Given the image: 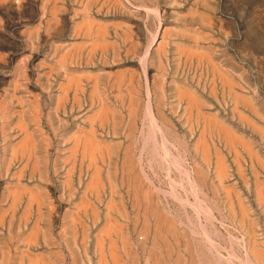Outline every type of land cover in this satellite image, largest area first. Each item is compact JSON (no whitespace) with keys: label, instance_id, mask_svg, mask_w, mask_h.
<instances>
[{"label":"rangeland","instance_id":"rangeland-1","mask_svg":"<svg viewBox=\"0 0 264 264\" xmlns=\"http://www.w3.org/2000/svg\"><path fill=\"white\" fill-rule=\"evenodd\" d=\"M55 2V0H36L37 14L42 6L45 18L50 19V15L54 14L52 3ZM66 2L69 4H67L68 8L72 10L70 4H74L75 0ZM23 3L24 0H0V264H30L34 256L35 259H39L38 264L46 263L43 256V262L38 258L45 251L43 246L32 249L31 254L28 253L29 251H16L12 245L18 238H21V242L25 241L24 237L29 234L33 218L36 217L33 211L28 218L24 213L30 199L37 200L36 197L39 196L38 200L41 198L40 201L42 200L44 204L52 198L61 199L63 189L66 191L65 198H68V195H73L70 190L75 188L84 191L87 187L91 180L93 161L89 159L86 161L85 158L80 163L78 161L79 165L75 161L72 171L69 172L70 177H75L72 182L75 187H72V183H64L65 170L56 169L53 160L49 158L50 153L56 151V145L64 143L62 140L64 134L77 136L82 132H88L91 126L94 127L100 143L102 141L103 144L104 141L110 146L108 144V149L105 143L102 145H105L107 150L102 151V159L99 160L103 174L101 191L88 190L85 194H91L93 199L100 202L102 215L107 210L106 205L110 198L117 202V207L123 206L128 213L130 212L125 217L119 214L117 209L118 215L115 221L120 230L116 235L117 241L119 239L118 247L123 246L124 240L121 238L127 237L130 238L128 241L133 244L132 247L137 251L139 249L141 253H144L142 249L144 246L147 250L151 248L152 237L148 243L143 241V245L142 240L137 238L143 237V229L140 230L145 226L142 212L147 206L145 204H148V216L151 217V208L157 206L155 209L159 210L160 214L163 215L162 210L165 212L163 216L167 218L168 223L173 222V225L169 224L165 231V240L168 239L165 242L171 247L173 246L171 244H174L171 248L173 253L164 250L166 264L177 262V264H264V252L261 253L259 250H264V185L261 186L262 183L264 184V135L254 127L255 125L264 132V0H117L118 8L126 9L133 16L141 17L146 46L150 48L154 39H158V42L155 43L149 57L134 66L137 69L134 75H124L121 81L115 78L114 69H110L112 66L108 63L100 65L103 71L99 76H95L97 78L86 75L84 110L79 113L80 121L75 125L70 121L71 126H63L56 130L50 124L51 97L45 95L46 92L42 95L36 93L52 88L56 82L45 74L55 72L62 76L68 68V61L66 57L63 58V48L61 50L52 47L51 43L41 40L37 42L35 39L37 32L33 30L29 38L36 45L37 54L32 59V63L21 62L27 50L25 46L28 45L20 38L23 23L19 22L22 13L19 9L22 8ZM76 9L78 10V7ZM30 11L27 10L25 14ZM71 12L74 15L73 11ZM56 13L65 15V9L60 7L59 12ZM91 13L92 16L99 17L98 10H93ZM76 14L81 15L79 11ZM32 24L45 33H51L57 26L60 28L63 25L58 24L56 19L46 24L41 19L40 21L37 19ZM60 52L62 57L59 56ZM205 53L212 58V64L200 57V54ZM214 66L232 80L235 85L234 91L251 105L236 102L235 94L223 83ZM80 68L82 69L78 68V70L82 71L83 67ZM56 81L63 82L59 79ZM94 83H97L99 99L90 92ZM180 87L195 95L200 103L198 108H191L187 99L179 96ZM148 88L152 93L153 108L154 106L156 108L153 112L158 123L161 124L162 133L156 129L154 121L149 119L148 114L146 115ZM136 102L139 104L138 109L131 112V105ZM102 105L108 108L109 115L106 121L98 119L94 121L96 111ZM75 116L76 113L73 112L67 114L69 120ZM91 116L93 118L90 119ZM205 116L215 117L250 145L255 154H250L243 145L233 147L216 132L215 128H207L203 120ZM242 117L246 120H242ZM20 118L23 120L22 126ZM132 123H135L136 128ZM54 130L59 131L60 135ZM81 130L86 131L80 132ZM25 131L30 133L25 136ZM133 134H135L134 139ZM199 136L206 140L209 157L200 146L202 137ZM130 140H133L131 144ZM13 147H16V153L13 152L15 150ZM128 148L130 158L131 153L133 154L131 158L133 166L127 158ZM234 148H237L239 154ZM219 155L223 156L221 158L227 166L226 177L222 180L217 175L216 161ZM35 159L37 164H34ZM88 162L91 164L89 165ZM58 164H61L60 160H57ZM128 166L132 170L128 169ZM136 170L139 172H135ZM141 170L146 173V179L142 177L144 173H140ZM126 171L130 174L127 172L128 175ZM133 177L135 180L136 178L140 180V182L138 180L140 184L135 187H133ZM120 180L124 181L121 183ZM14 189L16 191H13ZM258 189L262 193L259 194ZM15 192H18L16 196L18 199L13 197ZM135 192L141 198L139 199L141 208H144L143 210L140 208L138 212V206L132 199L135 197L133 196ZM34 194L36 197L33 196ZM146 194L149 195V201L145 199ZM259 195H263L260 196L262 199L258 197ZM183 199L185 203L182 202ZM2 213H6L3 214L4 217ZM13 216L16 217L15 226L19 217L27 220V224L21 227L20 232L16 228L12 229ZM137 216H140V219ZM248 220L253 223L252 227L249 226ZM154 227L155 225H152V235L156 230L153 229ZM172 229L174 232H171ZM251 230L254 236L250 234L253 233ZM174 233L176 236L173 235ZM251 238L253 243L250 242ZM243 247L246 249H242ZM248 248L251 251L252 249L259 251L254 250L257 258ZM29 256L32 259L30 261ZM190 256L195 262L191 260L192 262L189 263ZM137 258L138 264H148L147 256L140 255Z\"/></svg>","mask_w":264,"mask_h":264},{"label":"crops","instance_id":"crops-1","mask_svg":"<svg viewBox=\"0 0 264 264\" xmlns=\"http://www.w3.org/2000/svg\"><path fill=\"white\" fill-rule=\"evenodd\" d=\"M35 1L36 0H24L22 8L19 9V7H17V9L22 11L20 14L21 18L19 19V22L23 23V29L20 33V38L22 41L28 44L25 46L27 47V50L25 51V56H23L21 62L32 63V59L37 54L36 45L31 42L29 38V34H31L33 30L37 32V36L35 38L37 42L41 40L51 43L52 47L59 48L61 50L63 48V58L66 57V60L68 61V68L62 74V76L55 72L45 74V76H51L52 80L55 81L56 84L54 83L53 87L46 91L43 90L42 93L41 91L39 94L36 93V95H42L43 92H46L45 95L51 97V104L49 106V111L51 112L50 124L51 127L56 130L57 128L61 129L63 126H71L69 123L70 121H73L74 125L80 121L81 118H79V113H82L84 110V87L86 75H92L94 79L97 78L95 76H99V74L103 71L100 68L102 63H108L109 66H112L110 69H114L113 74L117 80L119 77L123 78L124 75H134V73L137 71L134 66L139 64L143 59L147 58L148 46H146L147 42L144 40V30L143 24L141 23V17L133 16L132 13L126 9L118 8L117 0H75L74 4H70L73 7L72 10L68 8L69 4L66 2L68 0H61V2L59 0H55L56 2L52 3V10H54V14H52V16L50 15V19L45 18L42 6L40 7V12L37 14L35 9L37 8L35 7ZM78 2L80 4L77 5ZM83 3L85 4L83 5ZM81 4L82 6L80 7ZM60 7L65 9V15H57L56 12H59ZM77 7L78 10L76 9ZM55 8L58 10H55ZM27 10L28 12L30 10L31 11L30 13L25 14ZM93 10H98L99 17L92 16L91 12ZM70 11H73L74 15H72V12ZM77 11H79L81 15H77ZM55 14L57 15L56 17L54 16ZM87 16L93 20V28L92 31L89 32H87L86 24H84V19H86ZM37 19H39V21L41 19V21H44L45 24L47 22H53V20L56 19L58 24L63 25L60 28H57V26L51 33H45L43 31L42 33L40 29L36 28L37 26L35 27L32 24ZM101 28L106 30L104 37L99 33L98 29ZM59 56L62 57V52H60ZM80 67H83L82 71L78 70V68L82 69ZM72 74L75 75L74 79L76 77L78 78H76V80L79 82H77L78 84H70L69 80L73 79ZM78 74L80 76H78ZM57 79L62 80L63 82H57ZM62 84L66 85L63 86ZM95 87L96 86L94 83L90 90L91 94ZM61 94L62 96H60ZM68 112L76 113V116L69 120L67 117ZM55 132L57 135H60L59 131ZM68 135L69 136H66L65 134L63 135L62 140H64V143L62 145L60 143L56 145V151L51 152V156L49 158L53 160L52 163L56 169L61 168L65 170L66 176H63L65 184L74 182L75 177H70L69 172L72 171L73 167L71 168V166H74L75 161H77V164L79 165L80 161L84 160L85 158L89 160L92 159L93 168L90 174L92 176V174L94 175L95 169L97 168L94 164V161L97 160L98 162L96 161L95 163L97 166H100L99 160L101 158V154L98 151H95L94 153L95 155L97 154L95 160L94 158H89V156L94 157V155H89L90 152L84 151V146H82L83 139L79 136V134L77 135L79 140H77V137L74 135ZM75 139L79 143H77ZM74 142L78 145V148L76 149L73 148L75 146H73V144H75ZM69 149H72V153ZM81 156H83V158ZM36 157L38 158L37 153ZM75 157L76 160H74ZM57 160H60L61 164L57 165ZM72 185V187H75L74 183H72ZM86 188H88V186ZM86 188L84 191H79L75 188L70 190V192H73V195H68V198H65L66 191L63 189V191H61V193H63V197L61 199L52 198L50 201L44 203L43 206L41 203V205L39 202L37 203V200H32L33 203L28 202L25 206L26 210L24 213H30L29 210H31L36 214V217L33 218L34 221L32 224L30 222L31 227L28 232L31 236L28 234V237H24V240L26 241L29 239L28 242H21V238H18V240L13 243L12 248L16 251L21 252L24 250L29 251L28 253H31L32 249L38 246H43L45 251L40 256L44 257L46 262L45 264H48L49 261V264H117L116 260H112L111 258H114L115 256H119V264H133V259L131 260V253L134 252L135 249L131 247L132 245H130L129 248V246H120L119 244L121 248L118 247L116 235L111 237L109 236L111 239H109L107 235H104L102 237L104 238L102 241L99 237V235L101 236V229L104 227V225H106V221L108 220L107 215L109 214L112 219H117L116 215H118V212L116 209H119V213L127 217L129 214L127 209L123 208V206L120 208L117 207V202H114L115 204L112 207V211H109L110 204L108 202V205L106 206L107 210L105 211V214L102 215L100 202L93 199L91 194H84V192H88L86 191ZM100 189L101 187L96 189V191H99ZM83 195L85 197H83ZM85 198L87 199L84 201ZM81 200H83V202ZM87 200L92 203H89ZM87 202L94 205V207H92V205L89 206V204L87 205ZM76 204L78 205V208ZM81 204H84V207H79ZM27 206L29 207V210L26 208ZM93 210L95 211L93 212ZM95 212L96 214H94ZM40 214H42V216ZM15 218L16 217L13 216L12 229L15 230L16 228V230L20 232L21 227L27 224V220H25L24 217H19V221L15 226ZM78 218L80 219L78 220ZM73 219H76L78 222H76V220L74 221ZM81 221H83V223ZM102 223L103 226L101 227ZM35 225H38L37 228ZM83 225L86 231L83 230ZM75 227L77 232L74 231ZM35 228L38 229V232ZM83 231L85 232L84 234H86V236L84 235L85 237L83 236ZM74 233H76V236H74ZM96 234L99 235L96 236ZM33 237L35 241L33 240ZM125 238L127 239V237ZM97 239L102 242L101 244H104L103 246L101 245L102 247L99 246L100 244L98 243L100 242ZM110 240H113L112 244H110ZM111 245L117 246L116 249L112 248L113 246ZM100 247L103 249L102 251L99 250ZM128 250L130 251V255ZM134 253L132 255H137V257L144 254V256H147L146 253H141L139 249ZM163 255L166 261L165 253H163ZM103 258L106 260L104 261ZM99 259L102 261L100 262Z\"/></svg>","mask_w":264,"mask_h":264},{"label":"bare ground","instance_id":"bare-ground-1","mask_svg":"<svg viewBox=\"0 0 264 264\" xmlns=\"http://www.w3.org/2000/svg\"><path fill=\"white\" fill-rule=\"evenodd\" d=\"M57 8V7H56ZM55 8V10H58V9H56ZM59 8V7H58ZM84 9V8H83ZM91 11V10H90ZM71 12V11H70ZM78 12V11H77ZM102 12V11H101ZM85 20V22H84V24H86V30H87V32H89V31H92V28H93V20L89 17V16H87V18L86 19H84ZM83 23V22H82ZM78 25V24H77ZM79 25H80V23H79ZM103 25V24H102ZM77 27V26H76ZM102 27H104V26H102ZM99 30V33L104 37V35H105V33H106V30L105 29H103V28H101V29H98ZM159 30H160V28H159ZM109 32H111V31H109ZM158 32H160V31H158ZM131 40V39H130ZM158 39H154V42L149 46L150 48H148V51H147V57H148V55H149V53L151 52V50H152V48L154 47V45H155V43L156 42H158L157 41ZM104 43V42H103ZM135 43V42H134ZM160 43V42H159ZM81 44V43H80ZM161 44V43H160ZM165 44H166V42H165ZM164 44V45H165ZM83 45V44H82ZM96 45V44H95ZM97 46V45H96ZM159 46V45H158ZM157 46V47H158ZM159 48V47H158ZM154 49V48H153ZM159 50V49H158ZM199 53H201V52H199ZM146 54V53H145ZM160 55H161V53H160ZM64 56V55H63ZM160 57H162V55L160 56ZM200 57L202 58V59H205V60H207L209 63H211L212 64V58L210 57V55L209 54H200ZM144 58H145V56H144ZM143 59V58H142ZM145 59H147V58H145ZM79 61V60H78ZM188 62V61H187ZM217 66V65H216ZM214 69L216 70V73L217 74H219V76H220V78L222 79V81H223V83L224 84H226L227 86H228V88L235 94V100H236V102L238 103V104H248V105H251L249 102H247L244 98H242L240 95H238V93L237 92H235L234 91V89H235V85L233 84V82H232V80L226 75V74H222L219 70H218V68L217 67H215L214 66ZM228 69V68H227ZM126 71H128V70H126ZM112 72V71H111ZM133 72V71H132ZM131 72V73H132ZM215 74V73H214ZM67 75H68V73H67ZM69 75H71V74H69ZM73 75V74H72ZM116 75V74H115ZM78 76H80L79 74H78ZM110 76V75H109ZM69 77V76H68ZM73 77V79H70L69 80V82H70V84H78L79 82L76 80V78L74 79V77H75V75H73L72 76ZM71 77V78H72ZM131 78H133V77H131ZM131 78H130V80L129 81H131ZM78 79V78H77ZM121 77H119L118 78V80L119 81H121ZM148 79V78H147ZM146 79V80H147ZM93 80V79H92ZM149 81V80H148ZM78 82V83H77ZM107 82V81H106ZM110 82V81H109ZM147 82V81H146ZM145 82V83H146ZM126 83V82H125ZM129 83H131V82H129ZM148 83V82H147ZM97 84V83H96ZM96 84H95V86H96ZM128 84V83H127ZM63 86H65L64 84H62ZM109 85V84H108ZM118 85V84H117ZM77 86V85H76ZM149 85L147 84V87H148ZM79 87V86H78ZM181 88V87H180ZM147 90V89H146ZM77 91V90H76ZM124 91V90H123ZM121 92V91H120ZM68 93V92H67ZM93 94H95V95H97L98 93H97V86L94 88V90H93V92H92V95ZM121 94V93H120ZM129 94V93H128ZM151 90H149V88H148V96H147V100H148V97H149V100H148V104H147V108H146V110H147V112H146V115L148 114V116L150 117H148L149 119H152L153 121H154V123H155V127H156V129L157 130H159L161 133L163 132V130H162V128H161V124L160 123H158V120H157V118L155 117V114H154V112H153V109H155L156 110V108H155V106H154V108H153V102H151V100L153 99H151ZM70 95V94H69ZM76 95V94H75ZM60 96H62V94L60 95ZM64 96H65V94H64ZM98 96V95H97ZM132 96V95H131ZM130 96V97H131ZM179 96L181 97V98H186L187 99V102H188V105L191 107V108H198L199 106H200V103L198 102V100L196 99V97H195V95L193 94V93H191L189 90L187 91L186 89H184V88H181L180 90H179ZM68 97V96H67ZM77 97V96H76ZM117 97H119V94H118V96ZM154 97V96H153ZM232 97V96H231ZM98 99H99V96H98ZM98 101H100V100H98ZM126 101H128V100H126ZM186 101V100H185ZM145 103V102H144ZM133 104V103H132ZM185 104V103H184ZM105 105V104H104ZM138 103L136 102L133 106L131 105V112L133 111V112H135L137 109H138ZM141 105V104H140ZM106 107V106H105ZM103 105H102V107L100 106L99 107V109L96 111V116H95V114H94V116H95V118H94V121L95 120H100V121H106V119H107V117H108V115H109V112H108V108L106 109ZM145 108V107H144ZM249 109V108H248ZM144 110V109H143ZM142 110V111H143ZM204 110V109H203ZM214 110V109H213ZM244 110V109H243ZM142 111H140V112H142ZM113 112V111H112ZM167 113V112H166ZM203 113V112H202ZM207 114V113H206ZM208 115V114H207ZM163 116V115H162ZM170 116V115H169ZM214 116V115H213ZM213 116H205L204 118H203V120H204V123H205V126L207 127V128H215V130H216V132L220 135V136H222V137H224L225 139H226V141L228 142V143H230L233 147H235L234 145H239V147H240V145H243L249 152H250V154H255L254 152L255 151H253V148L250 146V145H248L243 139H241V137H238L237 135H236V133H234L232 130H230L229 128H227L225 125H223L221 122H219L215 117H213ZM144 117V116H143ZM236 117V116H235ZM22 118V117H21ZM20 118V121H21V126H22V123H23V120ZM90 119L91 118H93L92 116L91 117H89ZM135 119V118H134ZM140 119V118H139ZM193 119V118H192ZM151 120V121H152ZM242 120H246L244 117H242ZM19 121V122H20ZM137 121V120H136ZM149 122V121H148ZM93 123V122H92ZM91 123V124H92ZM114 123V122H113ZM124 123H125V121H124ZM164 123V122H163ZM199 123H200V121H199ZM245 123V122H244ZM18 124H20V123H18ZM17 124V125H18ZM132 124H134V126H135V123H132ZM150 124H152V122H150ZM124 125V124H123ZM138 125V124H137ZM168 125H170V124H168ZM200 125H202L201 123H200ZM19 126V125H18ZM25 126V125H24ZM104 126V125H103ZM154 126V125H153ZM152 126V127H153ZM164 126V125H163ZM106 127V126H105ZM151 127V128H152ZM164 127H166V126H164ZM254 127H255V129H257V130H259L263 135H264V132L262 131V129L261 128H258L257 126H255L254 125ZM135 128H136V126H135ZM134 128V129H135ZM27 129V128H26ZM121 130V129H120ZM133 130V129H132ZM137 130V129H136ZM175 130V129H174ZM82 131H86V130H81L80 132H82ZM122 131V130H121ZM158 131V132H159ZM167 131V130H166ZM173 131V130H172ZM26 132V131H25ZM133 132H135L134 130H133ZM29 134L30 132H26L24 135L26 136V134ZM79 133V132H78ZM43 134V133H42ZM76 135H77V133H76ZM82 135V136H81ZM81 135L79 134V136L83 139V145L82 146H84V151L85 152H90L89 153V155H94V157L93 156H89V158H94V160H95V157H96V155L94 154L95 153V151H98V152H100V154H102V151H104V149L105 150H107L104 146H102L105 142L103 141V144H101L102 143V141H101V143H100V141L98 140V137L96 136V132H95V129H94V127L93 126H91L90 127V129H89V131L87 132L86 131V133H81ZM135 134H133V136H132V138L134 139V136ZM165 135V134H164ZM28 136V135H27ZM169 136V135H168ZM24 137V136H23ZM77 138V140H79L78 139V136H76ZM199 137H202V136H199ZM204 137H205V135H204ZM204 137H202V138H200L201 140H200V146L202 147V149H203V151L206 153V156L207 157H209V148H208V146H207V143H206V140H205V138ZM26 138V137H25ZM71 138V137H70ZM195 138V137H194ZM217 138V137H216ZM215 138V139H216ZM221 138V137H220ZM23 139V138H22ZM32 139V138H31ZM75 139V141L77 142V143H79L77 140ZM24 140V139H23ZM218 140V139H217ZM223 140V139H222ZM22 141V140H21ZM131 141L133 142V140H130V144H131ZM197 141H198V139H197ZM31 142H32V140H31ZM218 143H219V141H217ZM33 143V142H32ZM32 143H30V144H32ZM75 143V142H74ZM81 143V142H80ZM198 143H199V141H198ZM198 143H196V144H198ZM228 143H226L227 145H228ZM18 144V143H17ZM26 144V143H25ZM107 146H108V144H107V142L105 143ZM129 144V145H130ZM214 144V143H213ZM225 144V145H226ZM75 145V146H74ZM77 144L75 143V144H73V148H78V145L76 146ZM216 145H218V144H216ZM109 146H110V144H109ZM109 146H108V149H109ZM123 146V145H122ZM219 146V145H218ZM72 147V146H71ZM131 147H132V145H131ZM131 147H130V149H131ZM212 148V147H211ZM221 148V147H220ZM13 149H15V150H13V152L15 151V153H16V147L14 148L13 147ZM83 149V148H82ZM81 149V150H82ZM121 149H122V147H121ZM129 148L127 149V152H126V154L128 155L129 154V150H130ZM196 149V148H195ZM239 149V148H238ZM241 149V148H240ZM69 150H71V153H72V149H69ZM126 150V149H125ZM124 150V151H125ZM221 150V149H220ZM234 150L236 151L237 150V148L235 149L234 148ZM73 151H74V149H73ZM123 151V152H124ZM222 151V150H221ZM83 152V151H82ZM84 152V153H85ZM131 152V151H130ZM134 152V151H133ZM195 152V151H194ZM215 152H216V148H215ZM219 152V151H218ZM237 152V151H236ZM70 153V154H71ZM78 153V152H77ZM220 153V152H219ZM238 153V152H237ZM14 154V153H13ZM239 154V153H238ZM75 155V154H74ZM131 155H132V157H133V154L131 153ZM241 155V154H240ZM16 156V155H15ZM21 156H22V154H21ZM29 156V155H28ZM76 156V155H75ZM121 156V155H120ZM126 156V155H125ZM235 156H236V154H235ZM257 156V155H256ZM19 157V156H18ZM70 157V156H69ZM82 158H83V156H81ZM131 157V158H132ZM221 157H223V156H221ZM220 157V155L219 156H217V161H216V165H217V170H218V173H217V175H218V178L220 179V180H222L223 178H225L226 177V168H227V166H226V164H225V162H224V160H223V158H221ZM237 157V156H236ZM16 158V157H15ZM25 158V157H24ZM35 158H36V156H35ZM71 158V157H70ZM113 158V157H112ZM128 161L130 160V165L131 166H133V160L130 158V154L128 155ZM227 158V157H226ZM28 159L29 158H27V161H28ZM37 159V158H36ZM36 159L34 160L35 162H34V164L36 163L37 164V162H36ZM100 159H102V157L100 158ZM125 159H126V157H125ZM74 160H76V157H75V159ZM99 160V159H98ZM107 160V159H106ZM213 160V159H212ZM86 161H87V159H86ZM91 161H93L92 159H91ZM97 161V160H96ZM136 161V160H135ZM228 161V160H227ZM90 162V161H89ZM88 162V163H89ZM102 162H104L103 160H102ZM120 162V161H119ZM210 162H212L213 163V161H210ZM230 162V161H229ZM26 163V162H25ZM140 163V162H139ZM75 164V163H74ZM91 163H89V165H90ZM94 164H95V166L97 167H95L94 169H95V173H94V175L92 174V176H91V180H90V182L88 183V188H86L87 190L86 191H88V190H94V189H99L100 188V186H101V184H102V175L103 174H101V168H99L100 166H97V164L95 163V161H94ZM118 164V163H117ZM141 164V163H140ZM202 164H205V163H202ZM89 165H88V167H89ZM99 165V164H98ZM212 165V164H211ZM210 165V166H211ZM229 165V164H228ZM36 166V165H35ZM263 166V165H262ZM73 167V165L71 166V168ZM91 167V166H90ZM104 167V166H103ZM107 167V166H106ZM123 168V167H122ZM131 168V167H130ZM129 168V166H128V169H130ZM139 168H140V166H139ZM212 168V167H211ZM240 168V167H239ZM238 168V169H239ZM22 169H23V167H22ZM73 169V168H72ZM105 169V168H104ZM144 169V168H143ZM131 170H132V168H131ZM199 170V169H198ZM204 170V169H203ZM21 172V171H20ZM19 172V173H20ZM94 172V171H93ZM128 171H126V173H127ZM131 172V171H130ZM135 172H139V171H135ZM141 172H143L144 173V170H141L140 171V173ZM193 172V171H192ZM199 172V171H198ZM254 172H256V170H254ZM33 173V172H32ZM129 173V172H128ZM127 173V174H128ZM142 173V174H143ZM200 173V172H199ZM204 174H205V172H203ZM202 173V174H203ZM123 175H124V172L122 173ZM130 174V173H129ZM128 174V175H129ZM145 175H146V173H144ZM143 174V175H144ZM257 174V173H256ZM127 175V176H128ZM135 175V174H134ZM142 175V177H145L144 179H146V177H147V175L145 176H143ZM185 175V174H184ZM200 175V174H199ZM212 175H214V174H212ZM18 176V175H17ZM70 176V175H69ZM205 177H206V175H204ZM230 176V175H229ZM228 176V177H229ZM255 176H257V175H255ZM125 177V176H124ZM136 177V176H135ZM135 177H133V187H135L136 185H139L140 183H138V180L139 179H137L136 178V180H135ZM139 177V176H138ZM203 177V176H202ZM202 177H201V179H202ZM209 177V176H208ZM207 177V178H208ZM258 177V176H257ZM256 177V178H257ZM20 178V177H19ZM119 178V177H118ZM130 178V177H129ZM196 178V177H195ZM210 178V177H209ZM124 179V178H123ZM186 179H190V178H186ZM258 179V178H257ZM187 180V181H188ZM196 180V179H195ZM118 181V180H117ZM121 181V180H120ZM124 180H122L121 181V183L123 182ZM128 181H129V179H128ZM191 181H192V179H191ZM190 181V182H191ZM204 181H206V180H204ZM215 181V180H214ZM258 182H259V180H257ZM139 182H140V180H139ZM145 182V181H144ZM143 181H142V183H144ZM207 182V181H206ZM257 182V183H258ZM111 183V182H110ZM146 183H147V180H146ZM194 181H193V185H194ZM209 183V182H208ZM221 183V182H220ZM227 183V182H226ZM260 183H261V181H260ZM106 184V183H105ZM189 184H191V183H189ZM200 184V183H199ZM207 184V183H206ZM222 184V183H221ZM111 185H112V183H111ZM127 185H128V183H127ZM192 184H191V186H193ZM236 185V184H235ZM263 183L261 184V186L263 187ZM70 186V185H69ZM108 186V185H107ZM144 186H146V184L144 185ZM208 186V185H207ZM223 186V185H222ZM225 186V185H224ZM226 186H228V185H226ZM225 186V187H226ZM231 186V185H230ZM261 186H259V184H258V187L261 189L262 187ZM18 187V186H17ZM20 187V186H19ZM18 187V188H19ZM139 187V186H138ZM194 187V186H193ZM225 187H223L224 188V190H225ZM257 187V188H258ZM13 188V187H12ZM24 188V187H23ZM130 188V187H129ZM145 188V187H144ZM195 188V187H194ZM193 188V189H194ZM203 188H204V185H203ZM203 188H201L202 190H205V189H203ZM215 188V187H214ZM17 189V188H16ZM135 188H133V190H134ZM138 189H140V188H138ZM143 189V188H142ZM141 189V190H142ZM227 189V188H226ZM229 189H231V188H229ZM228 189V190H229ZM233 189H235V188H233ZM10 190V189H9ZM21 190H26V189H22L21 188ZM27 190H29V189H27ZM37 190V189H36ZM48 190V189H47ZM113 190V189H112ZM151 190V189H150ZM259 190V189H258ZM257 190V191H258ZM11 191H12V189H11ZM13 191H16L15 189L13 190ZM20 191V190H19ZM32 191V190H31ZM31 191H30V193H31ZM101 191V190H100ZM135 191V190H134ZM144 191V190H143ZM146 191V190H145ZM10 192V191H9ZM21 192V191H20ZM33 192V191H32ZM36 192V191H35ZM96 192H98V191H96ZM130 191H128V193H129ZM142 192V191H141ZM194 192H196V190H194ZM227 193H230V191L228 192V191H226ZM18 193V192H17ZM17 193L15 192V196H13L14 198L16 197V196H18L17 195ZM34 193V192H33ZM32 193V194H33ZM37 193H38V191H37ZM37 193H35L36 195H39V194H37ZM113 193H114V191H113ZM146 193H147V191H146ZM258 193L260 194V193H262V191H258ZM13 194V193H12ZM20 194V193H19ZM33 195L34 197H36V195ZM84 194H85V192H84ZM97 194H99V195H101L100 193H96V195ZM133 194H135V195H133V196H135V197H133L132 199H134V201L133 202H136V203H134V204H136V206H138V209H137V212H138V210H140V208H141V205H140V203H141V201L139 200V199H141L140 198V196L138 197V194H136V192L135 193H133ZM142 194H143V192H142ZM196 194V193H195ZM237 194H239V193H237ZM233 195V194H232ZM11 195H9V197H10ZM31 196V195H30ZM33 196H32V198H33ZM154 196H155V194H154ZM180 196V195H179ZM226 196H228L227 194H226ZM230 196V195H229ZM260 196H262L263 197V195H259L258 197L260 198V199H262ZM19 197H20V195H19ZM39 197V196H38ZM38 197H36L37 198V200H38ZM83 197H85L84 195H83ZM117 197V196H116ZM126 197V196H125ZM144 197V196H143ZM142 197V198H143ZM156 197V196H155ZM231 197V196H230ZM30 198V197H29ZM124 198V197H123ZM240 198V197H239ZM264 198V197H263ZM10 199V198H9ZM13 199V198H12ZM16 199H18L17 197H16ZM40 199L41 198H39V200L37 201V203L40 201ZM87 198H85L84 199V201L86 200ZM115 199H117V198H115ZM144 199V198H143ZM145 199H146V201H149V195H145ZM144 199V200H145ZM154 199H156V198H154ZM231 199V198H230ZM33 200V199H32ZM31 199L28 201V202H31V203H33V201H32ZM112 200V198H110V201ZM119 200V199H118ZM125 200V199H124ZM179 200V199H178ZM197 200V199H196ZM199 200V199H198ZM16 201V200H15ZM42 201V200H41ZM39 202V204L41 203V204H43L42 202ZM82 202H83V200H81ZM88 202H89V200H87ZM110 201H109V211H112L111 209H112V207L114 206V200H112L111 201V203H110ZM146 201H143V203L144 202H146ZM181 201V200H180ZM184 201V199L182 200V202ZM199 201H202V200H199ZM232 201V200H231ZM260 201V200H259ZM13 202H14V199H13ZM86 203L87 205L89 204V203H92V202H89V203ZM123 202H125V201H123ZM154 202H156L155 200H154ZM153 202V203H154ZM181 202V203H182ZM189 202V201H188ZM197 202V201H196ZM195 202V203H196ZM81 203V202H80ZM108 203V202H107ZM147 203V202H146ZM152 203V202H151ZM183 203H185V202H183ZM182 203V204H183ZM194 203V204H195ZM201 203V202H200ZM199 203V204H200ZM20 204V203H19ZM40 204V205H41ZM79 204V203H78ZM127 204V203H126ZM154 204H156V203H154ZM154 204H152V205H154ZM160 204V203H159ZM159 204H158V206H159ZM186 204H188V203H186ZM203 204V203H202ZM27 205V204H26ZM31 205V204H30ZM29 205V206H30ZM77 205V204H76ZM84 204H81V205H79V207H82ZM90 205H92V204H89V206ZM128 205V204H127ZM145 205H147L148 206V204H145ZM152 205L150 206V207H152ZM196 206L198 205L197 203L195 204ZM230 205V204H229ZM236 205V204H235ZM263 205V204H262ZM19 206V205H18ZM32 206V205H31ZM43 206V205H42ZM88 206V207H89ZM107 206V205H106ZM134 206V205H133ZM147 206H145L144 208H145V210L142 212V214H143V217H144V219H143V221H144V227L143 228H140V230L141 229H143L142 230V232L144 233H142V235H143V237H141V238H139V237H137L138 239H140V240H142V245H143V241L144 242H146V243H148L150 240V238L152 237V239H153V245L151 246V248L149 249V250H147L146 249V247L144 246L142 249H143V251H144V253H146L147 254V258H146V261L148 262V264H166L165 262V259H164V255H163V253H164V250H168V252L170 251V252H172V247H174V244H171V245H173L172 247L169 245V244H167L168 242H165V241H167V240H165L166 238H165V235H166V227L168 226L169 227V224H172L173 225V222H171V223H168V221H167V218H165V216H163L164 215V211L162 210V212H163V215L162 214H160L159 213V210L157 211L155 208L157 207L156 205V207H153V209L151 208V210H150V215H151V217L150 216H148L149 214H148V207ZM161 206V205H160ZM195 206V207H196ZM202 205L200 204L199 205V207H201ZM11 207H12V203H11ZM41 207V206H40ZM84 207V206H83ZM92 207H94V205H92ZM128 207V206H127ZM262 207V206H261ZM15 208V207H14ZM19 208V207H18ZM27 209L29 208L28 206L26 207ZM77 208H78V205H77ZM130 208V207H129ZM135 208V207H134ZM143 208V209H144ZM197 208H198V206H197ZM11 209V208H10ZM9 209V210H10ZM32 209V208H31ZM95 209V208H94ZM142 209V208H141ZM142 209V210H143ZM159 209V208H158ZM201 209V208H200ZM209 209V208H208ZM244 209V208H243ZM242 209V210H243ZM26 210V209H25ZM29 210V209H28ZM117 210V209H116ZM197 210V209H196ZM198 210H199V208H198ZM203 210V209H202ZM210 210V209H209ZM232 210V209H231ZM239 210V209H238ZM246 211H247V209H245ZM30 211V213H31V210H29ZM40 211V210H39ZM89 211V210H88ZM95 210H93V212H94ZM97 211V210H96ZM161 211V210H160ZM205 211V210H204ZM211 211V210H210ZM4 212H5V210H4ZM14 212V211H13ZM90 212V211H89ZM136 212V213H137ZM139 212H141V211H139ZM161 212V213H162ZM244 212V211H243ZM28 213L29 212H25V214L27 215V218H28ZM29 213V214H30ZM40 213H41V211H40ZM134 213V212H133ZM197 213H199V211L197 212ZM208 213H209V211H208ZM3 214H6V213H2V215ZM77 214V213H76ZM94 214H96V212L94 213ZM120 214V213H119ZM129 214H130V212H129ZM141 214V215H142ZM166 214H167V211H166ZM207 214V213H206ZM211 214H213V212L211 211ZM243 214H245V212L243 213ZM2 215H1V218H3L4 217V215H3V217H2ZM41 216H42V214H40ZM74 215V214H73ZM72 215V216H73ZM86 215V214H85ZM88 215L90 216V214L88 213ZM107 215V214H106ZM137 215H139V213H137ZM170 215V214H169ZM209 215V214H208ZM230 215V214H229ZM238 215V214H237ZM246 215V214H245ZM22 216V215H21ZM23 216H25L24 214H23ZM131 216V215H130ZM129 216V217H130ZM107 217H108V220L106 221V225H104V229L102 228L101 229V231H100V233H101V236L99 235V234H96V236L97 235H99V237H100V239H101V241H102V239H104V238H102L104 235H107L108 237L110 236H114V235H118L119 234V232H120V230H119V226H118V224H117V222L115 221V219H112L111 218V216L108 214L107 215ZM138 217V216H137ZM140 217V216H139ZM138 217V218H139ZM169 217V216H168ZM247 217H248V215H247ZM11 218V217H10ZM41 218V217H40ZM72 218H74V217H72ZM138 218H137V220H138ZM213 218V217H212ZM215 218V217H214ZM80 218H78V220H79ZM133 219V218H132ZM140 219V218H139ZM242 219H244V217L242 218ZM242 219H240V220H242ZM250 219V218H249ZM74 221L76 220V219H73ZM95 220V219H94ZM135 221L136 223L138 222V221ZM169 220V219H168ZM170 220H171V218H170ZM169 220V221H170ZM3 221V219L1 220V222ZM123 221V220H122ZM250 220H248V222H249ZM37 222V221H36ZM76 222H78L77 220H76ZM82 223H83V221H81ZM126 222V221H125ZM176 222V221H175ZM242 222H243V220H242ZM75 223V222H74ZM79 223H80V221H79ZM130 223V222H129ZM238 223V222H237ZM236 223V224H237ZM251 222H249V226L250 227H252V225H253V223H251ZM76 225V224H75ZM74 225V226H75ZM82 225V224H81ZM152 225H155V227L153 228V229H156V230H154L153 232H154V234L152 235ZM36 226V228H37V226L38 225H35ZM132 226V225H131ZM171 226V225H170ZM34 227V226H33ZM83 227H84V225H83ZM122 227V226H121ZM249 227V228H250ZM35 228V229H36ZM172 228V227H171ZM175 228H176V226H175ZM33 229V228H32ZM34 229V230H35ZM76 229V227L74 228V231H76L75 230ZM170 229V228H169ZM169 229H168V231H169ZM37 230V232H38V229H36ZM36 230H35V232H36ZM84 231H86V229H85V227H84V229H83ZM177 230H178V228H177ZM248 230H250V229H248ZM32 231V230H31ZM83 231V236L85 235L86 236V234H84L85 232ZM70 232V231H69ZM68 232V233H69ZM77 232V231H76ZM80 232V231H79ZM171 232H174V229H172L171 230ZM171 232H170V234H171ZM179 232V231H178ZM181 232V231H180ZM251 232H253L252 230H251ZM31 233V232H30ZM34 233V232H33ZM40 233V232H39ZM136 233V232H135ZM168 233V232H167ZM176 233V232H175ZM175 233L173 234V235H175ZM250 233V232H249ZM76 233H74V236H76L75 235ZM250 234H252L253 236H254V232L253 233H250ZM30 235V234H29ZM38 235V234H37ZM36 235V236H37ZM80 235V234H79ZM132 235V234H131ZM138 235H140V233L138 234ZM183 235V234H182ZM31 236V235H30ZM41 236V235H40ZM84 236V237H85ZM168 236V235H167ZM166 236V237H167ZM176 236V235H175ZM253 236H251L252 238H254ZM28 237V236H27ZM35 237V236H34ZM34 237H33V240L35 241V239H34ZM82 237V236H81ZM98 237V238H99ZM109 237V239H111ZM118 237H121V236H118ZM30 238V237H29ZM40 238V237H39ZM76 238V237H75ZM117 238V237H116ZM252 238H251V241L250 242H252ZM31 239V238H30ZM37 239V238H36ZM170 239V238H169ZM255 239V238H254ZM253 239V240H254ZM79 240V239H78ZM98 240V239H97ZM121 240H124L123 241V246H129V248H130V245H133V244H131L130 243V241H128L129 240V238H125V237H123V238H121ZM173 240V239H172ZM176 240L178 241V239L176 238ZM26 241V240H25ZM28 241H29V239H28ZM28 241H26V242H28ZM37 241V240H36ZM76 241V240H75ZM99 242H100V240H98ZM97 241V242H98ZM104 241V240H103ZM113 240H110V244H112L113 242H112ZM118 241H119V239H118ZM117 241V242H118ZM170 241H171V239H170ZM135 242V241H134ZM133 242V243H134ZM138 242H139V240H138ZM174 242V241H173ZM183 242H184V240H183ZM256 242V241H255ZM33 243H36V242H33ZM102 242H100V243H98V244H100L99 246H103L104 244H101ZM104 243V242H103ZM253 243V242H252ZM120 244V243H119ZM136 244V243H135ZM152 244V243H151ZM244 244H245V242H244ZM106 245V244H105ZM145 245V244H144ZM185 245V244H184ZM101 246V247H102ZM111 246H113L112 248H114V249H116V247L117 246H115V245H111ZM247 246V245H246ZM245 246V247H246ZM29 247V246H28ZM101 247H100V249L99 250H103V249H101ZM108 247H109V245H108ZM132 247V246H131ZM138 247H139V245H138ZM249 247H250V245H249ZM254 247H256V246H254ZM133 248V247H132ZM131 248V249H132ZM178 249V251L180 250L179 249V246L177 247ZM185 248V247H184ZM190 248V247H189ZM252 248V247H251ZM31 249V248H30ZM137 249V248H136ZM174 249H176V248H174ZM242 249H246V248H242ZM249 250H250V248H248ZM259 249V248H258ZM109 250H111V249H109ZM122 250V249H121ZM130 250V249H129ZM128 250V253L130 252ZM133 250V249H132ZM256 252H259V251H257V249H254ZM253 249H252V251H251V253H255V251H254ZM260 250V252L261 253H263L264 252V250L263 251H261V249H259ZM112 251V250H111ZM135 251H137V250H135ZM134 251V252H135ZM254 251V252H253ZM134 252H132L131 253V260L133 259V264H136V260L138 259L137 258V255L136 256H134V255H132ZM167 252V254L169 255V253ZM177 252V251H176ZM136 253H138V252H136ZM136 253H134V254H136ZM173 253V252H172ZM191 253V252H190ZM32 254V253H31ZM102 254V253H101ZM245 254H247V253H245ZM257 253H255L254 255H256ZM22 255H23V253H22ZM25 255V254H24ZM28 255V254H27ZM34 255V254H33ZM41 255V254H40ZM104 255V254H103ZM111 255H112V253H111ZM129 255H130V253H129ZM145 255V254H144ZM167 255V256H168ZM176 255V254H175ZM248 255H250L249 254V252H248ZM39 255H37V257H38ZM115 256V255H114ZM169 256H172L171 254L169 255ZM35 257L36 256H34V259H35ZM105 257V256H104ZM119 257V256H118ZM118 257L117 256H115L114 258L113 257H111L112 258V260H116V262H117V264H119V259H118ZM124 257V256H123ZM129 257V256H128ZM188 257V256H187ZM191 257V256H190ZM259 257H260V253H259ZM29 258H30V256H29ZM38 258H41V260L43 259V257L42 256H39ZM102 258V257H101ZM125 258H126V256H125ZM183 258V260H184V257H182ZM182 258H180L181 259V261H183L182 260ZM256 258H257V255H256ZM33 259V260H34ZM104 259V258H103ZM176 259V258H175ZM178 259V258H177ZM188 259V258H187ZM30 260H32L31 258L29 259V261ZM32 260V261H33ZM106 259H104V261H105ZM127 260H129V259H127ZM189 263L190 262H192L191 260H193V262H195L194 260L195 259H193V257H191V258H189ZM257 260V259H256ZM32 261H31V263L30 264H38V262H39V259H35V261H33V263H32ZM44 260H42V262H43ZM46 261H48V260H46ZM99 261H100V259H99ZM102 261V260H101ZM100 261V262H101ZM180 261V262H181ZM50 262V261H49ZM49 262H48V264H49ZM99 262V263H100ZM114 262V261H113ZM106 263V262H105ZM178 263V262H177ZM176 263V264H177ZM182 263V262H181ZM188 263V262H187ZM45 264V263H44ZM101 264V263H100ZM116 264V263H115ZM129 264V263H128ZM138 264V263H137ZM183 264V263H182ZM193 264V263H192ZM259 264V263H258Z\"/></svg>","mask_w":264,"mask_h":264}]
</instances>
